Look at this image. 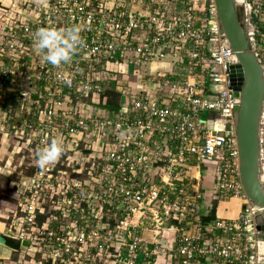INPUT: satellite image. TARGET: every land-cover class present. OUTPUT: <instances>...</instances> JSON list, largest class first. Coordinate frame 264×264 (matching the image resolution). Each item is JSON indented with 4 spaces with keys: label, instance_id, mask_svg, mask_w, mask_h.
<instances>
[{
    "label": "built area",
    "instance_id": "built-area-1",
    "mask_svg": "<svg viewBox=\"0 0 264 264\" xmlns=\"http://www.w3.org/2000/svg\"><path fill=\"white\" fill-rule=\"evenodd\" d=\"M170 5L0 0V136L33 169L13 182L0 218L30 242L11 264L257 259V210L239 178L234 52L214 0ZM245 6L264 68V0ZM110 87L119 111L98 107ZM211 164L219 201L243 205L206 228L200 181Z\"/></svg>",
    "mask_w": 264,
    "mask_h": 264
},
{
    "label": "water",
    "instance_id": "water-1",
    "mask_svg": "<svg viewBox=\"0 0 264 264\" xmlns=\"http://www.w3.org/2000/svg\"><path fill=\"white\" fill-rule=\"evenodd\" d=\"M225 46L233 50L230 85L236 96L235 131L240 167L239 178L243 190L256 208L258 255L252 264H264V165L261 125L264 114V68L251 50L247 26L245 0H214ZM99 108L119 111L116 105H98ZM3 244L14 251L29 247L21 241L0 232Z\"/></svg>",
    "mask_w": 264,
    "mask_h": 264
},
{
    "label": "crops",
    "instance_id": "crops-1",
    "mask_svg": "<svg viewBox=\"0 0 264 264\" xmlns=\"http://www.w3.org/2000/svg\"><path fill=\"white\" fill-rule=\"evenodd\" d=\"M171 2L170 8H172V11L174 13L181 12V10L184 9V1L185 0H169ZM161 65L155 64V69L157 67H160ZM210 171H213L214 165L211 164L209 167H207ZM207 173V172H206ZM209 175L210 172L208 171ZM205 174V172H204ZM203 174L202 179L200 181V184L202 186V189L208 188L206 195H204L203 204L208 205L212 201V195L210 193V188L207 185H211V182L209 181V178L207 179L206 176ZM206 178V180H205ZM212 181V179H211ZM7 200V199H6ZM2 202H0L1 204ZM4 206H0V209H5L9 207V204L12 205V202L9 200L3 201ZM243 201L241 198L238 197H232L226 200H221L217 204L216 209V217H222L226 219H233L237 218L242 210ZM4 207V208H2ZM5 214H7V211H5ZM3 213L0 214V216L5 215ZM6 225L4 222H0V232H5ZM18 253L22 254L20 251H14L10 249L9 247L5 246L3 243H0V264H11L13 261L17 260ZM29 264V263H28ZM34 264V263H32Z\"/></svg>",
    "mask_w": 264,
    "mask_h": 264
},
{
    "label": "rangeland",
    "instance_id": "rangeland-1",
    "mask_svg": "<svg viewBox=\"0 0 264 264\" xmlns=\"http://www.w3.org/2000/svg\"><path fill=\"white\" fill-rule=\"evenodd\" d=\"M261 138H262V155H263V165H264V114L262 119V125H261ZM10 147H8L6 144L2 142V137L0 136V193L2 194V197H5L7 200H11L12 202H15V194L12 189V184L14 181H8V178L11 176V180H18V177L22 173H29L30 167L28 166V159H22L21 153H19V148L14 149V143L11 142ZM10 171H12L10 173ZM4 198H0V206L3 205L2 200ZM1 208V207H0ZM4 208V207H2ZM5 209H0V214H5ZM0 243H3V241L0 239ZM258 251V249H257Z\"/></svg>",
    "mask_w": 264,
    "mask_h": 264
},
{
    "label": "trees",
    "instance_id": "trees-1",
    "mask_svg": "<svg viewBox=\"0 0 264 264\" xmlns=\"http://www.w3.org/2000/svg\"><path fill=\"white\" fill-rule=\"evenodd\" d=\"M106 95L108 96V104L109 105L119 104L120 97H119L118 93L114 90L113 87H110L109 89L106 90ZM22 152H19V153L22 154ZM30 170L31 171L29 173H24V174H30L31 172H33L32 171L33 170L32 168H30ZM208 171L210 172V175H209ZM204 175L206 176L207 179L210 177L209 178V181L211 182V185L210 186L207 185V186L210 188V193L213 196L212 197V201L208 205H204V209H203V211H204V213H203V222H204L205 227L207 228V225L211 224L215 220V218H216V209H217V204L219 202V198L215 194L216 175L214 173V169H213V171H210L208 168H206ZM206 178H205V180H206ZM18 179H19V177H18ZM211 179H212V181H211ZM8 181H10V182L11 181H14L15 182L17 180H14V179L11 180V176H10L8 178ZM207 189L208 188H204V195H206ZM0 198H4L2 200H6L5 197H2V194L1 193H0ZM9 201L12 202L11 200H9ZM0 218H1V216H0ZM21 255L22 254L18 253V256L17 257H20Z\"/></svg>",
    "mask_w": 264,
    "mask_h": 264
}]
</instances>
